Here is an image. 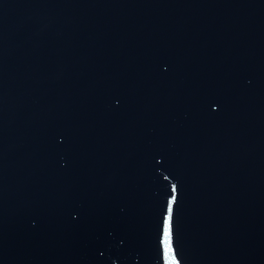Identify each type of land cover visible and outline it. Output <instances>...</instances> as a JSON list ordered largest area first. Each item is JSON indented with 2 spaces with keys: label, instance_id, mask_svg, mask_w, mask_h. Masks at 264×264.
Wrapping results in <instances>:
<instances>
[{
  "label": "water",
  "instance_id": "water-1",
  "mask_svg": "<svg viewBox=\"0 0 264 264\" xmlns=\"http://www.w3.org/2000/svg\"><path fill=\"white\" fill-rule=\"evenodd\" d=\"M0 264H264V0H0Z\"/></svg>",
  "mask_w": 264,
  "mask_h": 264
},
{
  "label": "snow or ice",
  "instance_id": "snow-or-ice-1",
  "mask_svg": "<svg viewBox=\"0 0 264 264\" xmlns=\"http://www.w3.org/2000/svg\"><path fill=\"white\" fill-rule=\"evenodd\" d=\"M167 237H168V223L167 221L165 222V241L167 242Z\"/></svg>",
  "mask_w": 264,
  "mask_h": 264
}]
</instances>
